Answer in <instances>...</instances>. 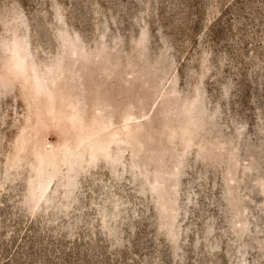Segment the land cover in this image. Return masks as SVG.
Masks as SVG:
<instances>
[{"label":"rangeland","instance_id":"rangeland-1","mask_svg":"<svg viewBox=\"0 0 264 264\" xmlns=\"http://www.w3.org/2000/svg\"><path fill=\"white\" fill-rule=\"evenodd\" d=\"M0 264H264V0H0Z\"/></svg>","mask_w":264,"mask_h":264},{"label":"trees","instance_id":"trees-1","mask_svg":"<svg viewBox=\"0 0 264 264\" xmlns=\"http://www.w3.org/2000/svg\"><path fill=\"white\" fill-rule=\"evenodd\" d=\"M136 216V215H135Z\"/></svg>","mask_w":264,"mask_h":264}]
</instances>
